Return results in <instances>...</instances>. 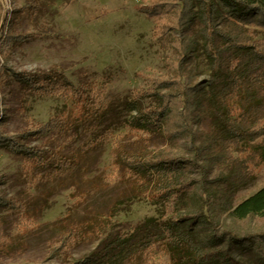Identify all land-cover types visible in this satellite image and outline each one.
<instances>
[{"label":"rangeland","instance_id":"obj_1","mask_svg":"<svg viewBox=\"0 0 264 264\" xmlns=\"http://www.w3.org/2000/svg\"><path fill=\"white\" fill-rule=\"evenodd\" d=\"M0 1V23L5 21L16 32L28 35L25 41H13L7 56L0 58V134L36 148L42 155L56 152L79 157L74 168L54 169L52 157L39 165L0 144V197L17 199L27 210L23 216L16 208L0 204V264H71L76 259L82 260L81 264H170V253L160 238L146 247L139 245L145 231L154 230L163 220L162 209L150 195L134 192L131 179L117 164L114 147L141 142L184 153L190 148L187 134L168 140L158 132L138 131L128 123L136 112L130 107L133 93L150 86L144 75L169 71L166 59L177 54L166 45V39L177 33L167 32L142 11L139 6L148 0H40L43 5L38 23L49 28L41 35L23 8L24 0ZM197 22L194 19L180 36L191 35L197 41L187 66L195 65L197 79L202 80L211 70L196 35ZM221 57L224 66L229 54L223 52ZM23 73L33 74L43 84H85L96 94L92 117L57 133L23 137L20 133L31 123L39 125L50 116L73 110L63 95L31 91L17 80L16 74ZM220 82L217 77L213 86L218 88ZM199 101L205 103V96H199ZM157 102L156 95H148L139 98L137 105L144 108ZM198 113V109L193 111L196 116ZM207 122L200 116L191 121L196 144ZM226 172L211 164L205 185L225 188L220 174ZM262 186L264 164L255 169L251 180L231 193L233 204ZM225 214H219L218 229ZM96 216H106L110 222L99 237L77 242L57 254L50 250L52 241L70 226ZM241 224L259 231L264 227V215L246 217ZM259 239L264 247V233ZM227 241L225 234L218 245ZM228 250L235 257L257 263L252 249L241 243L231 242Z\"/></svg>","mask_w":264,"mask_h":264},{"label":"trees","instance_id":"obj_2","mask_svg":"<svg viewBox=\"0 0 264 264\" xmlns=\"http://www.w3.org/2000/svg\"><path fill=\"white\" fill-rule=\"evenodd\" d=\"M42 5L40 0H24L23 4L40 35L49 32V28L38 23ZM139 7L167 32L177 33L166 39V45L177 56L166 59L167 73L144 75L150 86L133 93L130 107L136 112L130 115L128 123L138 131L158 132L168 140L184 134L190 140L187 153L169 146L152 148L141 142L131 147H114L117 164L131 179L134 192L150 195L162 209L163 220L154 230L145 231L139 245L146 247L160 238L170 253V264H264V247L259 239L264 227L255 231L241 224L246 217L264 215V186L237 204H233L230 196L264 164V0H148ZM2 11L0 1V19ZM196 18V35L202 41L201 49L211 70L202 80L197 79L195 65L187 66L191 53L197 50V41L191 35L180 36ZM27 37L3 21L0 58L7 56L13 41H25ZM223 52L229 54L224 66ZM16 76L37 94L63 95L73 108L68 114L50 116L42 124L31 123L20 133L23 137L57 133L92 117L96 94L85 84L74 86L58 81L43 84L31 73ZM217 77L221 82L215 88L213 81ZM148 95H156L158 102L139 107L138 99ZM202 95L205 103L199 101ZM195 109L199 110L197 116L193 114ZM199 116L208 122L196 144L190 123ZM0 144L25 154L39 165L48 163L52 157L54 169L74 168L79 159L76 154L42 155L36 148L1 134ZM213 163L227 171L220 174L225 188L205 185L208 168ZM0 204L27 216L24 204L17 199L0 197ZM218 212H226L220 229ZM109 226L106 216L83 220L52 241L50 250L57 254L77 242L95 239ZM225 234L229 241L218 245ZM118 238L124 240L123 235ZM234 241L251 248L257 263L233 256L228 247ZM81 261L76 259L71 264Z\"/></svg>","mask_w":264,"mask_h":264},{"label":"water","instance_id":"obj_3","mask_svg":"<svg viewBox=\"0 0 264 264\" xmlns=\"http://www.w3.org/2000/svg\"><path fill=\"white\" fill-rule=\"evenodd\" d=\"M1 27H2V22L0 23V29H1Z\"/></svg>","mask_w":264,"mask_h":264}]
</instances>
